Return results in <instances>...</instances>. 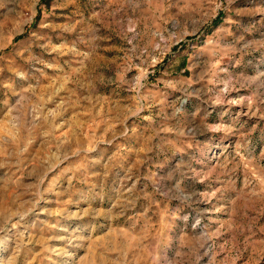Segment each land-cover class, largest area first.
<instances>
[{"label":"rangeland","instance_id":"374dc122","mask_svg":"<svg viewBox=\"0 0 264 264\" xmlns=\"http://www.w3.org/2000/svg\"><path fill=\"white\" fill-rule=\"evenodd\" d=\"M0 264H264V0H0Z\"/></svg>","mask_w":264,"mask_h":264}]
</instances>
